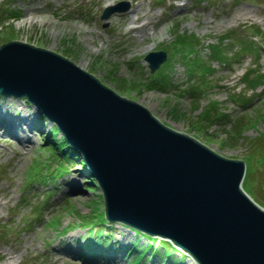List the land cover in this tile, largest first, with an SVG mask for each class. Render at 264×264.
Here are the masks:
<instances>
[{
    "label": "rangeland",
    "instance_id": "rangeland-1",
    "mask_svg": "<svg viewBox=\"0 0 264 264\" xmlns=\"http://www.w3.org/2000/svg\"><path fill=\"white\" fill-rule=\"evenodd\" d=\"M117 3H126L127 10L100 20L103 8ZM28 14L35 20H23ZM13 39L64 56L163 125L223 157L243 160L242 187L264 208V78L253 87L248 77L241 79L250 69L253 76L264 74V0H0V44ZM211 45L222 48L228 65L208 54ZM187 46L188 55L177 53H186ZM156 50L166 58L150 72L144 56ZM185 57L201 60L210 71L203 74ZM163 75L170 81L161 89L155 82ZM21 99L0 95L7 120L19 117L20 109L28 111L29 121L36 118L25 131L32 142L25 145L0 127V264H128L138 260L132 252L140 264L172 259L158 252L162 239L151 241L152 256L137 230L91 221L103 212L102 195L99 188L85 190L89 174L79 164L45 177L58 165L40 136L54 124L42 123L35 107ZM186 261L197 264L188 255L178 264Z\"/></svg>",
    "mask_w": 264,
    "mask_h": 264
},
{
    "label": "water",
    "instance_id": "water-1",
    "mask_svg": "<svg viewBox=\"0 0 264 264\" xmlns=\"http://www.w3.org/2000/svg\"><path fill=\"white\" fill-rule=\"evenodd\" d=\"M127 6H106L100 19ZM145 54L150 72L165 60ZM0 94L54 124L101 191L104 218L168 241L197 264H264V208L245 163L163 125L141 104L48 49L0 44Z\"/></svg>",
    "mask_w": 264,
    "mask_h": 264
},
{
    "label": "trees",
    "instance_id": "trees-1",
    "mask_svg": "<svg viewBox=\"0 0 264 264\" xmlns=\"http://www.w3.org/2000/svg\"><path fill=\"white\" fill-rule=\"evenodd\" d=\"M252 31V30H251ZM257 34H256V32H253V33H251L250 32V36L251 37H254V36H256ZM180 37H182V36H180ZM222 38V37H221ZM178 44V46H179V44L180 45H182V47H185L184 45H183V43L182 42H178L177 43ZM191 44V42L190 43H188L187 42V45H190ZM192 50V48L190 47V46H187V51H186V53L185 52H183V51H178L177 50V48L174 50V51H178L177 53L178 54H181L182 53V55L184 54V55H188V53L187 52H189V51H191ZM254 50H256V51H258V47H254ZM242 51H239V52H237V53H241ZM223 52H222V48H220L219 46H217V45H211L210 47H209V53L208 54H210L213 58H216L217 60H218V62L217 63H219V64H222V63H224V64H226V65H228L227 64V62H224V61H226L225 60V57L223 56V54H222ZM188 61H186L188 64H190V63H193V62H195L196 64L195 65H199V66H196L197 68H200V69H202L203 70V74H204V72H207V71H210V70H208V67H206L204 64H202V61L201 60H197V59H190V58H187V57H185ZM198 62H200V64H197ZM166 64V63H165ZM188 67H190V66H188ZM188 71H189V73L191 72L192 73V69H190V68H188ZM250 71V73H248V70H246V71H244L243 73H242V76H241V79L243 80V81H245L246 80V77H248V81H247V86H254V84L256 83V81L258 82V81H261V82H263V78H264V74H258V75H260V77L259 76H257V75H255V76H253L252 74H254V70L252 69H250L249 70ZM208 73V72H207ZM166 75V74H165ZM263 76V77H262ZM254 77V78H253ZM158 79V81L159 82H155V85H157V87L158 88H163L162 87V84H165V85H169V81H170V79H165L164 78V75H163V78H162V76L161 77H159V78H157ZM156 79V80H157ZM155 80V81H156ZM152 83H154V82H152ZM196 88H194V87H192V89L190 90V94H195L196 93ZM199 94V93H198ZM197 94V95H198ZM250 100L249 99H246V101H244V102H240L241 104H245V103H248ZM217 103H214L213 105L215 106ZM223 115H226V114H222V116ZM39 119H40V121H42V123H45V122H47V120L44 118V117H42V116H39ZM196 124H194V126H195ZM196 128H197V126H196ZM199 129H202V127H198ZM262 139V138H261ZM41 140H42V142H46V144H47V149H49L51 152H52V155L53 156H55L56 157V160H57V165L58 166H56V171H58V169L60 168H62V170H64V169H66V164H72V163H76V164H79L80 166H83V164H82V161H81V159H80V157L75 153V151L74 150H72L67 144H66V142L63 140V138H62V136L61 135H59L58 134V129L55 127V126H53V125H50V127L42 134V136H41ZM57 173H61L60 171H58V172H56V174ZM89 180H90V184H88V185H85V187H86V190H89V191H91V190H95V189H97V186H96V184H95V182H94V179L93 178H91L90 176H88L87 177ZM250 195V194H249ZM251 196V195H250ZM252 197V196H251ZM103 212H98V213H96V220L98 221V222H100V223H103V222H106L105 221V219H104V217H103ZM91 221H93V223H95V219H93V220H91ZM90 221V222H91ZM139 232V231H138ZM140 234H142L144 237H146V238H148V239H150V240H155V238H153V237H150V236H148V235H145V234H143V233H141V232H139ZM100 237V239L101 240H103V241H105V239H103V237H101V235L99 236ZM160 242H162V243H160V249H159V253H163V254H167L168 252H171V251H177L178 253H180V254H182V252H180V251H178L177 249H175V248H173V246L168 242V241H166V240H161ZM96 244V242L95 243H93V245H94V247L96 248V246L97 245H95ZM134 245V244H133ZM152 245V243H151V241H150V243L149 244H147V247H148V249H149V251H154L155 249H151V247H153V246H151ZM140 253V255L141 256H143V251L142 252H139ZM132 254H133V258L134 259H140V257L138 258V255H136L135 254V252H132ZM183 255V254H182ZM138 260H131L130 261V263L131 264H137L138 262ZM175 262V261H174ZM140 264V263H139Z\"/></svg>",
    "mask_w": 264,
    "mask_h": 264
},
{
    "label": "bare ground",
    "instance_id": "bare-ground-1",
    "mask_svg": "<svg viewBox=\"0 0 264 264\" xmlns=\"http://www.w3.org/2000/svg\"><path fill=\"white\" fill-rule=\"evenodd\" d=\"M134 13L136 14L137 13V9L134 11ZM23 20H26V21H29V22H31V21H34L35 20V18H33V17H31L30 16V14H28L27 16H25V18H23ZM132 21V18L130 17V22ZM145 23H143L142 25H140L139 26V29H141L140 27L141 26H143ZM145 26H143V28H144ZM142 30V29H141ZM137 32H139L138 30H137ZM16 98H19V97H16ZM21 103H23V105L26 103V102H24L22 99L21 100H19ZM30 104V103H29ZM29 104H26V106L27 105H29ZM26 111V112H25ZM37 110H36V108H35V112H36ZM20 112H22V114L21 115H19V117L17 116V117H15V119H12V120H5L6 118H4L3 117V115H7V113H4L3 111H1L0 110V117L2 118V120L4 121V123H6V125L8 126V127H6L7 128V130L6 129H4L3 127V130L4 131H6V133H12L13 134V136H15V138L19 141V142H21L23 145H25V144H27V143H31L32 142V139L25 133V131L27 130L28 131V129H31V127L32 126H34L33 124H35L36 123V118H34V116L31 118V120L29 121L28 119L29 118H27V116L29 115V113H28V111L25 109V110H23V109H20ZM34 121H35V123H34ZM21 124L23 125L22 127H21ZM173 248H175L174 246H173ZM176 249V248H175ZM179 251V250H178ZM173 253H174V251H171V252H169V254H170V256H171V258L173 259H170V258H168V257H166V256H162L160 259H159V261H158V263L159 264H163V262H166L167 264H168V262L171 264V263H175V264H178V262H179V260H180V257L181 256H183V255H187V254H185V253H182V254H180V256L179 257H173ZM153 255H155V254H153ZM152 255V256H153ZM152 256H150V257H152ZM189 256V255H188ZM166 259V260H165ZM164 260V261H163ZM175 261V262H174ZM195 261V260H194ZM196 262V261H195ZM185 264H193V263H189V261H186L185 262Z\"/></svg>",
    "mask_w": 264,
    "mask_h": 264
}]
</instances>
